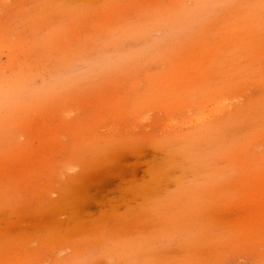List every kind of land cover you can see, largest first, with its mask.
Returning <instances> with one entry per match:
<instances>
[{
    "label": "rangeland",
    "instance_id": "374dc122",
    "mask_svg": "<svg viewBox=\"0 0 264 264\" xmlns=\"http://www.w3.org/2000/svg\"><path fill=\"white\" fill-rule=\"evenodd\" d=\"M0 56V264H264V0H0Z\"/></svg>",
    "mask_w": 264,
    "mask_h": 264
},
{
    "label": "bare ground",
    "instance_id": "6f19581e",
    "mask_svg": "<svg viewBox=\"0 0 264 264\" xmlns=\"http://www.w3.org/2000/svg\"><path fill=\"white\" fill-rule=\"evenodd\" d=\"M29 46H30V45H29ZM26 47H27V46H26ZM32 50H33V49H32ZM28 51L30 52L31 50H28ZM16 52H17V51H16ZM19 53H20V51H19ZM21 54H22V53H21ZM25 54H27V53H24V54H23L24 57H25ZM32 56H33V55H32ZM47 56H48V55H47ZM47 56H46V57H47ZM0 57H1V56H0ZM15 57H18V58H19V56H15ZM15 57H14V58H15ZM44 57H45V55H44ZM16 59H17V58H16ZM19 59H20V58H19ZM45 60H46V59H45ZM17 61H18V59H17ZM37 62H38V61H37ZM40 62H42V61H40ZM50 62H52V60H51ZM12 63H14V62H12ZM35 64H36V61H35ZM48 64H49V63H48ZM30 66H33V64H31ZM37 66H38V65H37ZM43 66H44V63H43ZM14 67H15V68H14ZM34 67H35V65H34ZM34 67H33V68H34ZM44 67H45V66H44ZM52 67H53V66H52ZM16 68H17V66H15V65H11V66H10V69H9V71H8V73H6L7 77H9L11 74H13L14 71L16 70ZM18 68H19V67H18ZM18 68H17V70H18ZM35 68H36V67H35ZM50 68H51V67H50ZM31 69H32V68H31ZM48 69H49V68H48ZM48 69H47V70H48ZM27 71H28V70H27ZM28 72H32V70H31V71H28ZM15 74H16V73H15ZM26 75H28V74H26ZM26 75L24 74L23 76H26ZM30 75H31V74H30ZM30 75H28V76L30 77ZM32 75H33V72H32ZM40 75H41V74H40ZM3 76H5V74H4ZM15 76L17 77V81L20 80V76H19V75H17V74L14 75V76L12 75V77H14V78H12V77L6 78L7 81H9V82L6 81L7 84H6L5 86H7L8 84H11V83L14 84V82H17V81H15V79H16ZM45 76H46V75H45ZM5 77H6V76H5ZM38 77H39V76H38ZM10 78H11V79H10ZM13 80H14V81H13ZM2 82H3V81H2ZM2 84H3V83H2ZM2 84H1V85H2ZM4 84H5V83H4ZM15 84H16V83H15ZM17 84H18V83H17ZM17 84H16V85H17ZM20 85H21V84H20ZM5 86H3V87H5ZM7 87H10V88L14 89L15 86L13 87L12 84H11V86L8 85ZM5 88H6V87H5ZM19 88H20V87H19ZM12 89H11V91H12ZM15 89H18V88L15 87ZM13 91H14V90H13ZM206 115H207V114H206ZM207 118H208V117H207ZM101 173H102V172H101Z\"/></svg>",
    "mask_w": 264,
    "mask_h": 264
}]
</instances>
